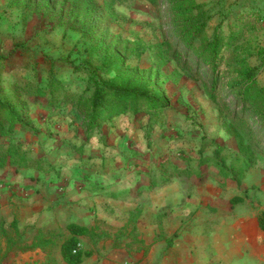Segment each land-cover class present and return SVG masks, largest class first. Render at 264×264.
Segmentation results:
<instances>
[{
	"label": "rangeland",
	"instance_id": "1",
	"mask_svg": "<svg viewBox=\"0 0 264 264\" xmlns=\"http://www.w3.org/2000/svg\"><path fill=\"white\" fill-rule=\"evenodd\" d=\"M104 1L93 0L86 17L72 14L64 0H0V58L12 60L11 67L0 65V101L26 113L37 132L17 129L14 135L53 170L27 173L48 186L60 179L100 197L107 195L100 185L122 172L192 180L201 172L224 189V196L230 191L229 197L244 198L258 218L264 212V128L225 83L249 68L264 86V0H193L208 18L207 39L215 30L227 36L234 25L247 26L221 52L225 64L216 72L174 38L168 0L117 2L113 17ZM88 25L94 38L82 31ZM51 77L69 100L60 89V101L48 102ZM128 77L150 83L169 105L157 114H122L90 129L76 102L89 98L97 83ZM212 143L221 147L222 168ZM244 160L250 162L247 170ZM233 174L240 187L230 181ZM217 201L222 215L228 206ZM101 216L109 228L119 229L124 220L119 214L110 226L106 213ZM4 231H10L7 225ZM260 251L257 245L246 264H264Z\"/></svg>",
	"mask_w": 264,
	"mask_h": 264
},
{
	"label": "crops",
	"instance_id": "2",
	"mask_svg": "<svg viewBox=\"0 0 264 264\" xmlns=\"http://www.w3.org/2000/svg\"><path fill=\"white\" fill-rule=\"evenodd\" d=\"M27 171L0 169V243L2 249L8 238L17 243L1 264H66L61 245L70 236V224L90 231L78 237L80 250L89 252L80 264H246L257 245L264 252L255 211L243 198L217 215V200L226 208L233 197L230 191L224 196L211 179L194 184L170 173L150 179L127 171L100 185L107 195L92 197L60 179L48 186ZM103 213L110 226L115 216L124 215L120 228L104 226ZM6 225L14 235L4 231ZM37 242L44 245L32 248Z\"/></svg>",
	"mask_w": 264,
	"mask_h": 264
},
{
	"label": "trees",
	"instance_id": "3",
	"mask_svg": "<svg viewBox=\"0 0 264 264\" xmlns=\"http://www.w3.org/2000/svg\"><path fill=\"white\" fill-rule=\"evenodd\" d=\"M127 3L128 0H105L103 9L112 16L113 4ZM93 0H64L63 4L72 14L90 16L94 7ZM170 18L172 21V34L174 38L184 44L188 51L193 52L199 63L212 71H217L219 66L224 67L225 62L221 52L231 43H235L243 34L246 25H234L229 35H222L217 30L214 31L210 39L205 37V27L208 18L199 10V6L193 0H168ZM113 17V16H112ZM88 25L82 29L84 34L94 38V31ZM86 31V32H85ZM194 40H199V46L194 44ZM12 60L7 57L0 58V65L11 67ZM118 62L112 61V67L116 68ZM111 69V67H109ZM238 76H231L225 83V88L233 94L234 99L241 101L244 106L249 104L256 121L264 128V86L257 83L255 79V70L244 68ZM2 69L0 70L1 74ZM50 89L48 102L51 104L60 101V89L54 77L50 78ZM63 90V89H62ZM63 90L62 98L68 99ZM160 95L159 91L148 82H143L134 77H128L124 82L97 83L94 86L91 96L87 99H80L76 102L85 115L90 129L99 127L103 122L112 120L116 116L128 113H137L147 111L157 114L162 108L168 106ZM236 118V117H235ZM19 129L26 132H37L31 122L26 118L24 111H19L12 105L0 101V169H26L38 173L47 174L52 172L41 154H34L33 150L23 140L14 135V131ZM215 147L213 156L216 158L218 166L223 167V162L218 161L221 147ZM243 170L249 168L250 162L243 161ZM227 172V171H226ZM194 178V184L202 183L205 178ZM238 175V174H237ZM236 174L230 178L232 184L239 186L236 181ZM190 178V177H189ZM243 202L240 196L233 197L228 202V208ZM258 224L261 231H264V212L258 217ZM11 229L17 234L16 222L11 223ZM70 236L61 245V254L66 264H80L89 252H82L78 244V237L90 235L86 227L70 224L67 226ZM13 238H8L5 242V248L2 249L0 243V264L8 252L16 246ZM43 242L32 244V248L43 246Z\"/></svg>",
	"mask_w": 264,
	"mask_h": 264
}]
</instances>
